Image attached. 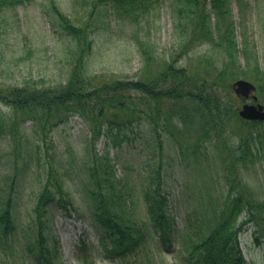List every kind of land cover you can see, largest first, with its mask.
Masks as SVG:
<instances>
[{
	"label": "trees",
	"instance_id": "16d2710c",
	"mask_svg": "<svg viewBox=\"0 0 264 264\" xmlns=\"http://www.w3.org/2000/svg\"><path fill=\"white\" fill-rule=\"evenodd\" d=\"M23 2L0 0V14ZM157 4L158 0H72L71 5H92L86 13L87 20L74 23L50 0L53 25L73 43L65 81L52 88L0 84V134L6 132V125L12 136L19 134V127L27 122L32 125L35 141L40 142L72 116L80 118L89 133L78 167L84 175L79 186V194L85 202L82 215L68 192L73 158H69L70 164L65 170L50 167L44 171L40 192L33 203V238L40 249L37 256L47 263L49 258L42 254L41 247L52 236L51 220L55 213L69 216L75 212L102 238L106 260L132 256L133 264H155L154 254L146 244V226L143 221L140 224L133 220L129 210L131 196L123 180L117 177L108 148L101 154L94 149L100 139H104L107 146H118L125 140V132L143 123L157 140L158 149L161 148L159 134L165 132L182 160L192 158V162L198 163L200 151H206L208 145L215 148V157L219 160L222 178L220 188L215 186L218 196L210 197L208 209L199 215L200 221L196 226L190 224L180 237L189 264H246L239 236L247 229L252 232L253 245L264 250V198L253 193L242 173L264 150V121H245L237 116L236 99L228 81L246 77L264 96V71L257 67L252 56L249 69L233 68L237 50L227 0H170L175 27L187 37L173 57L152 56L142 49L144 69L140 78L97 85L83 76L92 53L91 35L96 29L89 20L94 5L107 8L114 16L135 18L150 12ZM211 17L215 21L213 28L210 27ZM199 42L215 44L227 55L228 64L225 62L215 71L213 78L206 72L195 77L178 62L177 56L188 52L190 44ZM242 54L247 60V54ZM2 108L8 110V115ZM172 122L179 132L167 130L168 123ZM186 133L190 134L189 143H186L189 139H184ZM176 135L184 140L177 141ZM33 149L38 153L39 145L36 143ZM154 172L149 170L148 182L141 192L143 215L164 248H169L173 218L169 214L168 197L160 187V170L154 169ZM17 183L15 181L13 186ZM0 203V239L4 240L16 228L10 198ZM31 250L32 247H28V251ZM142 255L144 257L138 260Z\"/></svg>",
	"mask_w": 264,
	"mask_h": 264
},
{
	"label": "rangeland",
	"instance_id": "374dc122",
	"mask_svg": "<svg viewBox=\"0 0 264 264\" xmlns=\"http://www.w3.org/2000/svg\"><path fill=\"white\" fill-rule=\"evenodd\" d=\"M49 1L24 0L23 4L7 8L0 14V84L3 87L28 85L52 88L65 81L73 43L53 25ZM52 1L73 22L87 20L86 13L92 6L71 5L72 0ZM227 3L237 50L233 68L249 69L252 56L257 67L264 71V0H227ZM106 9L94 5L92 19L89 17L96 29L91 35L92 53L83 76L97 85L140 78L144 69L142 49L152 56L173 57L178 53L181 41L187 37L175 27L170 0H158L157 6L150 12L135 18L114 16ZM214 22L211 17L210 27L213 28ZM188 49L177 59L195 77H201L206 72L208 77L213 78L215 71L223 67L225 62L228 64L224 50L215 44L192 43ZM242 52L247 54V60ZM237 79L250 81L246 77L228 81L232 83ZM253 95L257 103L264 106V96L257 90ZM242 103L244 101L236 99V108L239 109ZM246 103L251 102L248 100ZM2 111L8 115V110L2 108ZM168 124V131L179 132L176 123ZM85 127L80 118L72 116L48 134L46 139L41 138L40 142L35 141L32 125L27 122L19 127V134L12 136L7 125L6 132L0 134V202L10 198L11 215L16 228L6 239H0V264H133L135 258L132 256L106 260L102 253V238L75 212L69 216L55 213L49 224L52 236L41 247L42 254H47L50 262L37 256L40 249L33 238L35 230L31 210L46 169L54 167L65 170L69 167V158H73L68 192L75 199L77 212L82 215L85 211V202L79 194L84 175L78 171L82 150L89 138ZM159 135L160 149L149 127L143 123L125 132L126 138L118 146H107L105 140L100 139L94 149L101 154L108 148L116 165L117 177L123 180L131 196L129 210L133 220L140 224L143 221L146 226V244L154 254L155 264H189L188 253L182 249L180 237L190 224L196 226L200 221L199 215L208 209L210 197L215 199L218 196L219 191L215 186L220 188L222 172L214 147L206 146V151L199 153L198 163H194L192 158L182 160L177 155L165 132ZM189 135L185 134L184 139H189L186 143L190 142ZM176 139L184 140L177 135ZM36 143L39 145L38 153L33 149ZM154 169L160 170V187L168 197L169 214L173 218L170 250L164 248L158 234L143 215L141 192L148 182L149 170L155 174ZM242 173L253 193L264 198V150L259 154V159ZM15 181H18L16 187L13 186ZM239 242L246 264H264V250L253 245L250 229L240 234ZM28 247H32L31 252ZM142 257L139 256L138 260Z\"/></svg>",
	"mask_w": 264,
	"mask_h": 264
},
{
	"label": "water",
	"instance_id": "95a60500",
	"mask_svg": "<svg viewBox=\"0 0 264 264\" xmlns=\"http://www.w3.org/2000/svg\"><path fill=\"white\" fill-rule=\"evenodd\" d=\"M231 89L234 96L247 100L250 99L252 102H256L257 98L253 95L255 91V86L243 79H237L232 82ZM238 116L247 121H264V106L261 104H248L244 103L239 109H237Z\"/></svg>",
	"mask_w": 264,
	"mask_h": 264
}]
</instances>
